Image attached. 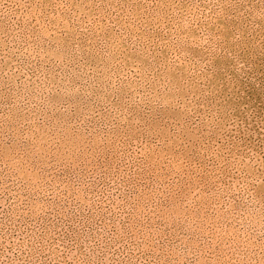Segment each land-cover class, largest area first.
<instances>
[{
    "label": "rangeland",
    "instance_id": "rangeland-1",
    "mask_svg": "<svg viewBox=\"0 0 264 264\" xmlns=\"http://www.w3.org/2000/svg\"><path fill=\"white\" fill-rule=\"evenodd\" d=\"M0 264H264V0H0Z\"/></svg>",
    "mask_w": 264,
    "mask_h": 264
}]
</instances>
